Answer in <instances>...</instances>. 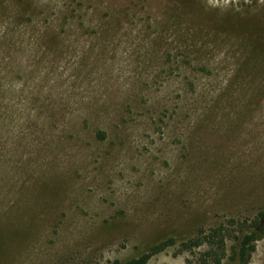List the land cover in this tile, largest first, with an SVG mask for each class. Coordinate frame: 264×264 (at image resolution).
Returning <instances> with one entry per match:
<instances>
[{
    "label": "rangeland",
    "instance_id": "rangeland-1",
    "mask_svg": "<svg viewBox=\"0 0 264 264\" xmlns=\"http://www.w3.org/2000/svg\"><path fill=\"white\" fill-rule=\"evenodd\" d=\"M262 209L264 0H0V263L226 261Z\"/></svg>",
    "mask_w": 264,
    "mask_h": 264
},
{
    "label": "trees",
    "instance_id": "trees-1",
    "mask_svg": "<svg viewBox=\"0 0 264 264\" xmlns=\"http://www.w3.org/2000/svg\"><path fill=\"white\" fill-rule=\"evenodd\" d=\"M94 136L98 140H104L106 138V131L98 128L94 130ZM20 229L21 227L18 226L13 230L12 225H9L8 222H4V220L3 222L0 221V257L6 256L5 254L8 249L7 242L13 236V231ZM221 231L222 228L218 227L211 229L210 232L206 234L200 241L198 239L189 240V243H193L194 246L201 245L203 240L207 241V249L205 250L204 254H207L210 258L213 257L215 262L208 263L209 261L206 256L200 264H248L251 254L255 249V241L264 235V209L258 211L250 224L247 227H243L239 234L234 235V243H232L229 249H227L229 252L228 255H225L227 256L226 261L222 259L225 253L226 235L221 233ZM200 232H203V230L201 229ZM213 240L217 241L213 243ZM166 244L167 243L164 242L150 247V249L146 252L127 258L124 264H146L151 255H153L157 250Z\"/></svg>",
    "mask_w": 264,
    "mask_h": 264
}]
</instances>
